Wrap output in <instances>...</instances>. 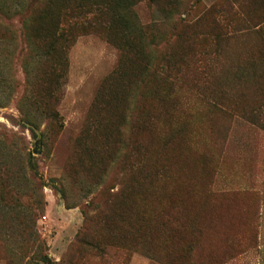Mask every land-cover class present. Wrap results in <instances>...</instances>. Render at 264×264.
Segmentation results:
<instances>
[{
  "label": "rangeland",
  "instance_id": "374dc122",
  "mask_svg": "<svg viewBox=\"0 0 264 264\" xmlns=\"http://www.w3.org/2000/svg\"><path fill=\"white\" fill-rule=\"evenodd\" d=\"M132 1L0 0V264H264V0Z\"/></svg>",
  "mask_w": 264,
  "mask_h": 264
},
{
  "label": "trees",
  "instance_id": "16d2710c",
  "mask_svg": "<svg viewBox=\"0 0 264 264\" xmlns=\"http://www.w3.org/2000/svg\"><path fill=\"white\" fill-rule=\"evenodd\" d=\"M72 1V0H71ZM142 0H133L129 5L128 9L133 16V7L139 3ZM155 1V0H151ZM95 4L93 7H95L97 14L103 12V11H110L113 10L112 12L115 13L117 16H123L122 13L116 11L115 6H120L125 2V0H95ZM82 3V2H81ZM115 5V6H114ZM80 5L77 4L76 8H79ZM115 7V8H114ZM97 14L95 16H97ZM68 17V16H67ZM116 29L111 26L109 28L108 32L110 34L105 37L106 41L109 42L110 44H114L118 49L121 51L120 54V59L115 67V69L107 76L104 78L102 81L100 88L98 89V92L94 98L93 104L91 109H93L92 112L102 110L103 108H106L109 103L113 104V102L119 103L120 100L121 102L124 103L126 100V94L130 90V85L126 82H124L123 77H124V71L127 67L129 66H134V60L137 59L138 57L144 56L145 51H146V46L147 43L145 42V37L143 32H138L137 26L133 23H129L126 25V27L122 30V33L119 34L118 36L116 35L118 32L115 31ZM62 33V30H60V34ZM114 36V38H110V35ZM137 34V37L135 40L130 41V37L132 35ZM78 42V41H77ZM76 42V43H77ZM75 43V45H76ZM74 45V46H75ZM48 53L45 54V56ZM52 69L51 75L53 77L57 76V69L53 66L50 67ZM69 70H70V59H69ZM155 73V70L153 71ZM122 82V86L120 88V92L115 90V87L117 86V83ZM49 85V84H47ZM48 89V103L51 105L50 101L56 96V91L57 87H52V86H47ZM120 103L119 105H122ZM89 115L88 120H87V126L85 128V131L87 134H90L94 130L98 128V125L100 121L96 119V117L93 116L94 113ZM49 116H52L50 113H48ZM53 115H56L54 113Z\"/></svg>",
  "mask_w": 264,
  "mask_h": 264
},
{
  "label": "crops",
  "instance_id": "0c3cea01",
  "mask_svg": "<svg viewBox=\"0 0 264 264\" xmlns=\"http://www.w3.org/2000/svg\"><path fill=\"white\" fill-rule=\"evenodd\" d=\"M260 230L264 234V196L260 206Z\"/></svg>",
  "mask_w": 264,
  "mask_h": 264
}]
</instances>
